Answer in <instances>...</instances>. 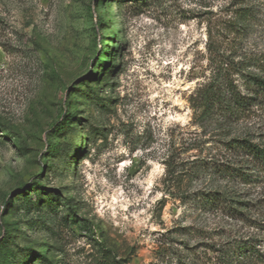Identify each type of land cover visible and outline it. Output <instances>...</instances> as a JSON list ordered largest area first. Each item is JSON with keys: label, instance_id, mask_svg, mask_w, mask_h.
Returning <instances> with one entry per match:
<instances>
[{"label": "rangeland", "instance_id": "1", "mask_svg": "<svg viewBox=\"0 0 264 264\" xmlns=\"http://www.w3.org/2000/svg\"><path fill=\"white\" fill-rule=\"evenodd\" d=\"M0 18V264H224L244 238L264 264V175L219 171L246 160L231 139L264 146V104L192 107L217 62L245 94L240 73L264 75V0H2Z\"/></svg>", "mask_w": 264, "mask_h": 264}, {"label": "trees", "instance_id": "2", "mask_svg": "<svg viewBox=\"0 0 264 264\" xmlns=\"http://www.w3.org/2000/svg\"><path fill=\"white\" fill-rule=\"evenodd\" d=\"M252 9L254 8L249 6H241L236 9L234 15L235 23L232 30L243 34L248 30L254 15V10ZM1 21L0 18V24ZM0 46L4 47L5 45L0 41ZM261 63H264V57L251 61V64L257 66V68L262 66ZM230 68L226 59L221 62V65L217 62L208 81L200 86L196 94L192 96V107L195 112L199 111L198 114L201 118L206 119L216 115L218 118L221 116L225 120H229L234 116L243 114L250 105L264 104V75L259 73H240L245 84L244 89L247 93L245 94L231 77ZM236 70L238 69H234V72H237ZM70 117V115H65L62 119V124L67 123ZM55 129L56 132H60L62 126L57 125ZM226 143L229 151L244 154L246 160L243 165L224 166L223 169H219V171H222L221 174L244 184L259 180L260 176L264 175L263 145L252 143L246 138L231 139ZM47 151H55V145L48 143ZM218 200H220V203L224 202V205H222L227 208L228 212H239L234 207V202L239 203L241 201L225 193L209 191L195 198V201H198V204L204 209L213 208ZM224 247L226 249L224 253L220 249L224 264H253L263 261L259 256L260 251L257 248L256 239L244 238L231 243L227 242Z\"/></svg>", "mask_w": 264, "mask_h": 264}]
</instances>
